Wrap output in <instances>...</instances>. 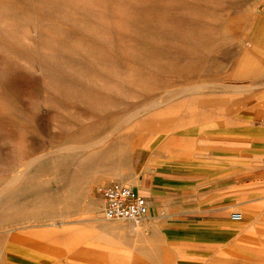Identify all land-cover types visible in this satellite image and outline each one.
Listing matches in <instances>:
<instances>
[{"label":"rangeland","instance_id":"1","mask_svg":"<svg viewBox=\"0 0 264 264\" xmlns=\"http://www.w3.org/2000/svg\"><path fill=\"white\" fill-rule=\"evenodd\" d=\"M258 112L264 0H0V264H264V161L225 151ZM182 156L215 160L243 214L188 257L100 194Z\"/></svg>","mask_w":264,"mask_h":264},{"label":"crops","instance_id":"2","mask_svg":"<svg viewBox=\"0 0 264 264\" xmlns=\"http://www.w3.org/2000/svg\"><path fill=\"white\" fill-rule=\"evenodd\" d=\"M253 115L252 122L247 120L241 124L242 133L235 135L238 139L234 140L232 134L226 136L229 138L225 143L230 148L225 151L246 153L242 162L264 161V125L258 122L262 113ZM250 152L258 155L250 158L247 155ZM153 155L155 157L156 152ZM183 158L180 157V170L146 158L130 187L145 199L148 212L151 210L146 219H153L151 223L157 225L164 241L179 249L180 256L188 257L216 247L222 235L231 229L233 182L225 174L217 175L215 160L210 162L209 159V165L191 167L183 165ZM239 214L243 218V214ZM145 262L160 263L147 259Z\"/></svg>","mask_w":264,"mask_h":264},{"label":"built area","instance_id":"3","mask_svg":"<svg viewBox=\"0 0 264 264\" xmlns=\"http://www.w3.org/2000/svg\"><path fill=\"white\" fill-rule=\"evenodd\" d=\"M104 202L103 218L107 221L125 220L134 224L142 223L148 215L145 199L135 193L131 187L121 183H112L100 190ZM233 221H240L238 213H232Z\"/></svg>","mask_w":264,"mask_h":264},{"label":"bare ground","instance_id":"4","mask_svg":"<svg viewBox=\"0 0 264 264\" xmlns=\"http://www.w3.org/2000/svg\"><path fill=\"white\" fill-rule=\"evenodd\" d=\"M153 109H154V107H153ZM144 110H146V108ZM108 141H109V139L107 137H104V138H100L99 140H91V141L87 142L86 144H82V145H78V146L77 145H73V146L71 145L70 147H66V148H63L61 150L66 151L68 153H71L73 151H77L79 149L91 151L94 147H98V146H102V145L107 144ZM58 153H60V152H58ZM115 176H116V178L120 179L124 183H128L129 185L132 186L133 182H129V181L126 182L123 178L121 171H118V169H117V172L115 173ZM239 215L241 216V214H239ZM240 220H242V216H241ZM235 222H237V221H235Z\"/></svg>","mask_w":264,"mask_h":264}]
</instances>
